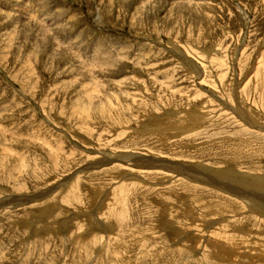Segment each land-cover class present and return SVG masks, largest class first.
Returning <instances> with one entry per match:
<instances>
[{
	"label": "rangeland",
	"instance_id": "374dc122",
	"mask_svg": "<svg viewBox=\"0 0 264 264\" xmlns=\"http://www.w3.org/2000/svg\"><path fill=\"white\" fill-rule=\"evenodd\" d=\"M183 169L264 184V0H0V264H264Z\"/></svg>",
	"mask_w": 264,
	"mask_h": 264
},
{
	"label": "bare ground",
	"instance_id": "6f19581e",
	"mask_svg": "<svg viewBox=\"0 0 264 264\" xmlns=\"http://www.w3.org/2000/svg\"><path fill=\"white\" fill-rule=\"evenodd\" d=\"M247 117V116H246ZM103 155H105V156H103V160L101 161V165L102 166H104V165H108V163H111V160L112 159H114V157L112 156V154L110 155V154H103ZM114 155V154H113ZM118 156V155H117ZM113 157V158H112ZM126 157V158H125ZM124 158V159H123ZM129 158V159H128ZM140 158H142V157H140V156H136V154H134L133 155V153L132 154H130L129 153V156H123V154L122 155H120L119 156V159H115L116 161H121V162H126V163H131V161H140ZM127 160H129V161H127ZM152 160V159H151ZM96 166V167H98L99 165H100V163H95V164H92V165H90V168H91V166ZM141 165H144L145 166V164L144 163H142ZM151 166H155L156 168L158 167V168H161V169H167V170H170V172L171 171H175L176 173H178V174H180V171H178L174 166H172L171 164H169V162H160L159 161V163H157L156 161H154V162H152L151 163ZM181 169V168H180ZM179 169V170H180ZM184 170V169H183ZM183 170H182V172H183ZM229 170V169H228ZM233 170V169H232ZM194 172H195V174H189L190 172H187L186 170H184V174H185V178H190V179H192V180H195V181H199V182H202V183H205V184H210L211 186H218V188L220 189V191H222V192H229V193H232V194H234V195H236L237 197H239L243 202H245L246 203V205L248 206V205H250L251 207V209H261V208H263L264 209V188H263V186H264V184H263V186H261L260 184H257V186L259 187V191L257 190V192H254V193H250L247 189H252V187L250 188V187H244L245 189H246V192H245V190L244 191H242V192H237V191H235V190H232V186H226V185H218L215 181H213V179L212 178H210L209 176H207L206 174H198L197 173V171H195L194 170ZM230 172V171H229ZM233 172H234V170H233ZM232 173V172H231ZM182 174V173H181ZM200 177H199V176ZM220 177H222V176H220ZM224 177V176H223ZM244 177V176H243ZM234 178V177H233ZM253 179V178H252ZM258 179V177L255 179V181ZM259 179H260V177H259ZM258 179V180H259ZM225 180V179H224ZM227 181V180H226ZM262 181V180H261ZM238 182V181H237ZM240 182H241V179H240ZM227 183V182H226ZM264 183V182H263ZM250 185V184H249ZM240 186H242V185H240ZM244 186V185H243ZM255 188V187H254ZM253 188V189H254ZM37 196V195H36ZM245 216V215H244Z\"/></svg>",
	"mask_w": 264,
	"mask_h": 264
}]
</instances>
